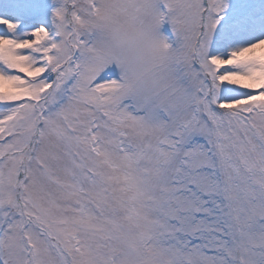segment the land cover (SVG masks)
Wrapping results in <instances>:
<instances>
[{
    "label": "snow or ice",
    "instance_id": "6c2138e0",
    "mask_svg": "<svg viewBox=\"0 0 264 264\" xmlns=\"http://www.w3.org/2000/svg\"><path fill=\"white\" fill-rule=\"evenodd\" d=\"M0 264H264V0H0Z\"/></svg>",
    "mask_w": 264,
    "mask_h": 264
}]
</instances>
